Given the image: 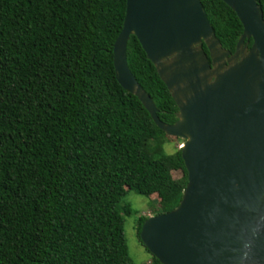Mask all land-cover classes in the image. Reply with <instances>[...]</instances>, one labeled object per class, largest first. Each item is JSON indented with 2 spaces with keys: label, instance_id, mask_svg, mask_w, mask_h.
<instances>
[{
  "label": "trees",
  "instance_id": "trees-1",
  "mask_svg": "<svg viewBox=\"0 0 264 264\" xmlns=\"http://www.w3.org/2000/svg\"><path fill=\"white\" fill-rule=\"evenodd\" d=\"M198 1L233 53L242 31L235 14L220 0ZM255 1L264 21V0ZM124 6L0 0V264H137L123 234L126 190L155 195L153 215L180 200L179 149L164 153L167 136L114 77ZM125 60L157 118L174 123L177 109L131 35ZM145 219L135 221L137 238ZM150 264L159 263L150 256Z\"/></svg>",
  "mask_w": 264,
  "mask_h": 264
},
{
  "label": "water",
  "instance_id": "water-1",
  "mask_svg": "<svg viewBox=\"0 0 264 264\" xmlns=\"http://www.w3.org/2000/svg\"><path fill=\"white\" fill-rule=\"evenodd\" d=\"M220 1L242 28L233 53L221 48L198 0H125L112 45L117 83L157 129L183 140L180 200L146 217L138 232L159 264H228L231 253L222 249L238 248L241 230L264 222V21L255 0ZM129 35L177 109L171 125L157 118L128 70ZM258 245L264 248V234ZM258 256L264 264V251Z\"/></svg>",
  "mask_w": 264,
  "mask_h": 264
},
{
  "label": "rangeland",
  "instance_id": "rangeland-1",
  "mask_svg": "<svg viewBox=\"0 0 264 264\" xmlns=\"http://www.w3.org/2000/svg\"><path fill=\"white\" fill-rule=\"evenodd\" d=\"M183 140L177 137L167 136L163 151L166 154L172 153L182 146ZM179 171L171 172L172 178H178ZM127 205L131 211L128 216H123V234L127 255L130 260L137 264H150V254L144 249L136 236L135 221L137 217L153 216L154 212L160 210L158 200L155 195L148 198L140 196L131 190H126L119 202V206Z\"/></svg>",
  "mask_w": 264,
  "mask_h": 264
},
{
  "label": "clouds",
  "instance_id": "clouds-1",
  "mask_svg": "<svg viewBox=\"0 0 264 264\" xmlns=\"http://www.w3.org/2000/svg\"><path fill=\"white\" fill-rule=\"evenodd\" d=\"M264 234V222L258 220L256 224L241 230L238 237L240 245L238 248L225 247L222 251L231 253L226 259L228 264H260L258 251H264L258 245L261 235Z\"/></svg>",
  "mask_w": 264,
  "mask_h": 264
}]
</instances>
